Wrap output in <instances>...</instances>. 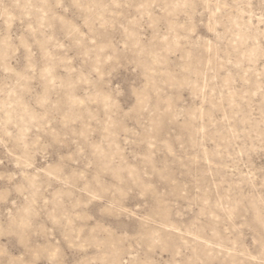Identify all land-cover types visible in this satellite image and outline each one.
Wrapping results in <instances>:
<instances>
[{"label":"rangeland","instance_id":"rangeland-1","mask_svg":"<svg viewBox=\"0 0 264 264\" xmlns=\"http://www.w3.org/2000/svg\"><path fill=\"white\" fill-rule=\"evenodd\" d=\"M0 264H264V0H0Z\"/></svg>","mask_w":264,"mask_h":264}]
</instances>
